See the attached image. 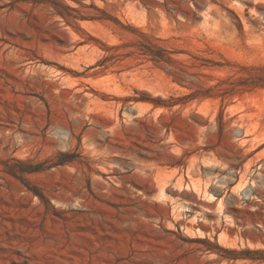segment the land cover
Listing matches in <instances>:
<instances>
[{
    "label": "rangeland",
    "instance_id": "374dc122",
    "mask_svg": "<svg viewBox=\"0 0 264 264\" xmlns=\"http://www.w3.org/2000/svg\"><path fill=\"white\" fill-rule=\"evenodd\" d=\"M260 249L264 0H0V264Z\"/></svg>",
    "mask_w": 264,
    "mask_h": 264
},
{
    "label": "trees",
    "instance_id": "16d2710c",
    "mask_svg": "<svg viewBox=\"0 0 264 264\" xmlns=\"http://www.w3.org/2000/svg\"><path fill=\"white\" fill-rule=\"evenodd\" d=\"M229 251V250H228ZM230 253L239 254L240 256H236L233 259H250L257 263H264V249L263 250H247L243 251L242 253H237L236 251H229ZM244 255H251V256H244Z\"/></svg>",
    "mask_w": 264,
    "mask_h": 264
}]
</instances>
